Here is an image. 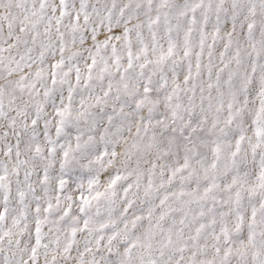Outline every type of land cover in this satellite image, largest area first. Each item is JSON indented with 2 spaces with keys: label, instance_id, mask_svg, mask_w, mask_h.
Wrapping results in <instances>:
<instances>
[{
  "label": "snow or ice",
  "instance_id": "snow-or-ice-1",
  "mask_svg": "<svg viewBox=\"0 0 264 264\" xmlns=\"http://www.w3.org/2000/svg\"><path fill=\"white\" fill-rule=\"evenodd\" d=\"M0 264H264V0H0Z\"/></svg>",
  "mask_w": 264,
  "mask_h": 264
}]
</instances>
